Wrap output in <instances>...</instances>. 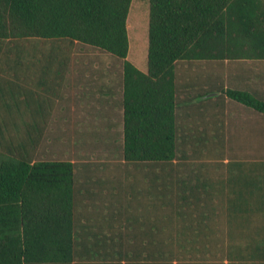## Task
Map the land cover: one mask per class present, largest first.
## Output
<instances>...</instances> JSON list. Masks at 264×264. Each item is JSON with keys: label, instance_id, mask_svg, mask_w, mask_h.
Returning <instances> with one entry per match:
<instances>
[{"label": "trees", "instance_id": "1", "mask_svg": "<svg viewBox=\"0 0 264 264\" xmlns=\"http://www.w3.org/2000/svg\"><path fill=\"white\" fill-rule=\"evenodd\" d=\"M131 1L0 0V264H264V159L224 158L223 113L207 95L263 116L264 100L208 78L198 125L177 112L193 101L184 66L264 63V0H148L145 72L127 60ZM78 45L120 61L107 90L121 92L130 170L128 182L106 179L117 208L106 224L79 210L73 162L36 159ZM34 86L55 98L26 102L21 92ZM214 138L216 179L196 166L177 174L178 157L213 154ZM126 197L138 205L127 216Z\"/></svg>", "mask_w": 264, "mask_h": 264}, {"label": "rangeland", "instance_id": "2", "mask_svg": "<svg viewBox=\"0 0 264 264\" xmlns=\"http://www.w3.org/2000/svg\"><path fill=\"white\" fill-rule=\"evenodd\" d=\"M148 11V0H132L126 22L129 43L127 60L141 72L146 71ZM71 61L61 101L54 114L55 118L49 123L38 157L41 156V160L73 162L79 210L81 208L82 214L95 224H106V217H112L117 212V208L114 207L116 200L107 194L106 179L120 176L123 181L128 182L124 177L130 170L128 165L122 163L121 92L117 89L110 94L107 90L110 87L107 83L108 78L120 72V61L103 52L80 45L74 48ZM184 67L187 69L185 80L191 84L184 90V94H191L193 101L189 106L180 105L177 112L178 119L182 120L186 127H191L193 121L198 125V117L202 110L199 94L207 90L208 78L224 88L243 89L233 75L240 65L200 63ZM105 76L106 82L103 79ZM73 83L80 87L77 102L71 100ZM210 98H213L212 111L217 118L223 113L224 124L227 127L228 143L223 153L224 158L246 161L264 159V135L260 131L264 126V117L220 97L219 93ZM225 113L228 115L225 116ZM232 113L241 114L243 117L230 119L228 116ZM203 115L204 118L208 116L206 113ZM245 122L252 124L251 131L245 130L243 126ZM218 124L219 122L215 126ZM213 141L215 143L209 146L214 150L213 154L202 151L200 155L192 156L191 152H187L185 155L187 158L178 157L174 165L177 174L185 176L188 170L196 166L202 174L216 179L223 171V165L216 139ZM140 201L142 205L149 202L146 198ZM129 206L136 207V203L126 197L123 205L121 204L123 215L130 214ZM139 212L134 211L133 215H140ZM141 214L145 215L144 210Z\"/></svg>", "mask_w": 264, "mask_h": 264}, {"label": "crops", "instance_id": "3", "mask_svg": "<svg viewBox=\"0 0 264 264\" xmlns=\"http://www.w3.org/2000/svg\"><path fill=\"white\" fill-rule=\"evenodd\" d=\"M242 69L241 68L237 69L236 72L233 74L235 79L237 80V82H239L240 86L243 89L247 90L249 93L253 94L255 97H257L261 100H264V63L263 64L247 63L244 66V68H242ZM73 77L74 76H72V81H73ZM76 77L78 78L79 76H76ZM77 78H76V81H77ZM103 79H105V82H106V76ZM78 89H80L78 84L73 83L72 88H71V100H75L76 102L79 99L78 98V91H79ZM62 92H63V89H62ZM21 93L25 97L28 96V99L26 100V102H28V103H35V102H40V101H44V100L46 101V99L53 100L55 98V93H54L53 89L42 91L40 89H37L36 86H34V88H29V87L25 88L24 91H22ZM61 97H62V95L60 96L59 99H56L55 101L59 103L61 101ZM38 98H40V99H38ZM34 108H35L34 106L26 107V110H24V113H25L24 117L25 118L31 117L32 114L35 113ZM56 111H57V108L53 111L51 118H55L54 114ZM253 113H255V112H253ZM253 113H251V116ZM227 115H228V113H225V116H227ZM258 115H260V114H258ZM261 116H263V115H261ZM228 117H230V119H240L243 116L241 114L232 113ZM245 118H248V117H245ZM238 126H240V125L238 124ZM243 126L245 127V130L251 131L253 129L252 124H249L248 122H245L243 124ZM260 131L264 135V126L261 127ZM45 136H46V133H45L44 137L39 141V144H38L37 155H36V159H38V160H41V158H40L41 156L38 157V155H39V151L41 150V147L44 144ZM239 161H241V160H239ZM227 162H228V160H225V161H223V164H226ZM224 263L226 264V262H224Z\"/></svg>", "mask_w": 264, "mask_h": 264}, {"label": "water", "instance_id": "4", "mask_svg": "<svg viewBox=\"0 0 264 264\" xmlns=\"http://www.w3.org/2000/svg\"><path fill=\"white\" fill-rule=\"evenodd\" d=\"M217 93H210V94H208L207 95V97H212V96H214V95H216Z\"/></svg>", "mask_w": 264, "mask_h": 264}]
</instances>
